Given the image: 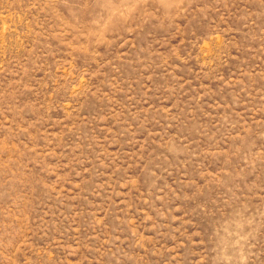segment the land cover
Returning a JSON list of instances; mask_svg holds the SVG:
<instances>
[{
	"label": "rangeland",
	"instance_id": "obj_1",
	"mask_svg": "<svg viewBox=\"0 0 264 264\" xmlns=\"http://www.w3.org/2000/svg\"><path fill=\"white\" fill-rule=\"evenodd\" d=\"M0 264H264V0H0Z\"/></svg>",
	"mask_w": 264,
	"mask_h": 264
}]
</instances>
